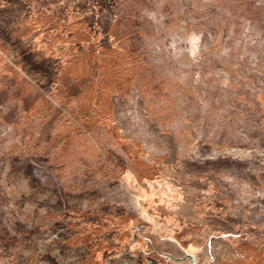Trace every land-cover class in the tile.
<instances>
[{"label":"rangeland","instance_id":"obj_1","mask_svg":"<svg viewBox=\"0 0 264 264\" xmlns=\"http://www.w3.org/2000/svg\"><path fill=\"white\" fill-rule=\"evenodd\" d=\"M121 5L131 10L126 15L117 11L119 18L125 16L124 33H129L123 43L135 54L127 50L123 60L140 57L143 61L139 62V76L132 80L128 101L132 109L124 106L133 116L122 124L123 136L141 142L143 132H134L130 126L152 121L154 135L145 137L143 149L166 156L165 163L173 165L172 175L188 181L218 178L214 191L218 201H206L204 192L194 204L216 215L217 223L247 229L254 241L247 250L251 259L245 255L244 260L217 264H264V0H118L115 4ZM111 17H107L109 23ZM32 19L28 21L36 22ZM120 21L114 22L116 28ZM77 32L69 18L54 29L55 37L51 30L35 37L36 50L16 47L19 57L31 58L27 67L34 65L37 73H57L44 84L61 96L60 101L25 75L24 63L15 68L5 56L8 46L0 42V153L10 147H26L43 167L35 172L43 185L53 182L72 195L115 199L112 204L117 209L111 212L116 214L120 207L143 213L128 190V179L118 174L94 133L91 143L81 142L78 135L82 114L77 110L90 108L93 88L96 91L99 86L102 94L107 93L97 81L99 76L93 80L96 72L83 60L65 63L71 54V33L76 36ZM17 34L13 32L11 37ZM42 57L56 60L44 68ZM68 79L71 85L65 82ZM114 82L117 91L120 83ZM101 101L98 108H109L102 107ZM115 116L122 118L118 113ZM117 149L124 151L123 147ZM90 202L82 201V205L88 207ZM95 202L97 209L107 212L99 206L107 201ZM12 212L24 227L39 224L31 212L17 208ZM26 245H15L18 253L9 260L0 259V264H30L47 250L45 246L25 250ZM220 246L223 242L218 237L208 239L188 254L196 264H205ZM84 248V253H90ZM172 251L171 258L159 264H193L180 249ZM132 255L124 250L110 255L111 263L105 260L104 264H125ZM57 261L77 263L63 258Z\"/></svg>","mask_w":264,"mask_h":264},{"label":"flooded vegetation","instance_id":"obj_2","mask_svg":"<svg viewBox=\"0 0 264 264\" xmlns=\"http://www.w3.org/2000/svg\"><path fill=\"white\" fill-rule=\"evenodd\" d=\"M44 1L46 0H0V35H2L0 42L6 44V46H8V50L23 46H28V48L31 46V49H35L36 44L34 43V38L40 36L42 33H46L49 30L53 32L52 34L55 37L56 34H54V29L58 28L63 15L71 10V27L75 24L78 27V32L76 33V36L71 33V54L70 58H66L65 63L73 64L74 62L83 60L89 69L96 72V76L93 75L94 81L95 77L99 76L97 81L100 82L101 86L103 85V87H105V91H111V93L112 91H115V85L118 84H115L114 81H118L120 84L117 91H115L114 97L116 103L122 102L126 87H128L129 83H132L133 85L132 80L139 76V62L143 63V61L140 60V57H133L135 60H132V58L123 60L124 54H126L127 50L128 52H131L127 46L125 47L123 43L124 40L122 39L123 37H129V33H124L125 29L123 28V20L125 16L119 18L117 11L122 10V12H124L123 14L126 15L129 13L130 9L124 8L122 5L120 7H116V3L109 4L107 7L103 5V8H96L95 3H93L92 0H62L63 3L61 6L59 5L54 7L47 6ZM66 1L68 2L66 3ZM54 15L58 16V18L56 16L55 18ZM76 15H78V17H82L81 24L74 21ZM109 15L112 16V21L110 23L107 21V17ZM32 17L36 20V22L28 21V19H31ZM38 17H41V20H39ZM120 19L121 21L118 22V28L115 27V24L111 27V23H113V21L116 22ZM24 20H26L25 23L23 22ZM114 30H117L116 33ZM13 32L18 33L15 38L11 37ZM22 34H26L27 37L23 35L24 37L21 38ZM65 36L68 37L69 34H65ZM131 53L134 54V52ZM114 54L117 55L120 61V70L113 71L108 69V61ZM9 59H11L15 64V68L20 67V64L24 63L27 71H24L25 75L31 79V76L41 78L40 85H42L44 89L48 87L44 84V81H47L48 77L57 76V73L51 75L48 70H39L37 73L34 65H32V67H27L31 58L28 55L19 57L17 50L16 54L10 56ZM55 60L56 58L49 60L47 57H42L40 62L42 64L46 63L43 66L45 68L47 65L52 64ZM16 61L20 63L19 66L16 64ZM34 64H36V62H34ZM143 66L145 65H142V67ZM125 70L126 72H123ZM102 77L103 80L101 81ZM124 77H126V80L123 79ZM31 82L33 83L32 80ZM65 82L71 85L69 79ZM100 88L101 87L98 86L99 90H96V93L93 91L92 97H94V99L97 97L96 106H98L97 104L100 100H103L101 101L102 105L109 103L110 106H113L111 93L102 94ZM56 96L61 98V96ZM92 103L93 101L89 103L90 107L93 105ZM122 109L124 108L122 107ZM94 115V123L92 124V131L94 135L88 133L80 123L77 122V125L81 129V132H85L83 134L84 136L91 140L93 135L98 140L105 156L109 158L112 163L116 164L115 169L121 177H128L130 179V173L135 172L138 174L139 178L143 175L144 178L151 182H162L164 184L163 193L165 194L161 193L158 197L159 200L151 198L150 201L145 204L128 183V190L142 207L143 213L126 209L128 214L140 216L148 222L160 241L175 245L176 248L180 249L182 254L184 253L187 255L190 253L192 247L199 248L203 241L218 237L223 242V246L215 249L212 253V255H214L221 249L224 252L232 247L235 249L237 242L241 241L246 235L254 237L247 229L240 227L237 228L236 225L230 224L227 225L231 228L229 232L218 231L211 234V236L207 238H204L201 234H195L194 238L196 239H194V243H190V246L185 249L180 241H177L170 236V232L171 230H175L176 227H179L182 229L181 231H183L184 225H186L185 222H190L192 220L195 221L200 218L206 220L208 217H214L215 220L216 218L217 220L219 219L214 214L205 213L202 210V206L199 204H194V201H201L198 197H200L204 192H206V195L208 196L206 201H218L217 198H215L216 195L214 194L218 178L204 176L188 181L184 178L179 179L177 176L172 175L174 172L173 165L165 163V158H167L166 156H156L154 152H149L148 150L143 149L142 145L144 143L142 142L145 137H149L150 139L151 136L154 135V129L152 128L153 124L151 123L152 121H149V123H134V125L130 126L131 130L134 132H143L144 139H142L141 142H134L123 136L121 131L123 127L122 124L124 123L123 117L121 120H117V116L108 118L103 114V116L98 115V119L97 114ZM125 121L129 122V118ZM125 125L128 126L127 124ZM117 146L123 147L124 151L117 149L120 148ZM3 155H5V153H0V172L3 173L5 177H7L10 173H18L20 175L21 186L26 193H29L26 201H77L80 203L79 205H81L82 210L86 209L85 204L82 205V201H116L112 198L104 199L101 197L83 194L66 198V196L69 195L66 189H59L53 182H50L49 186L43 185L37 180L35 172L39 173L43 171V167L40 162L33 158L32 155L28 153V157H26L22 163H18L17 166L13 165L11 160L2 158ZM9 179L11 180V178ZM13 184L15 183L13 182ZM136 185L139 186L141 183H136ZM139 188L140 190H144L140 186ZM33 195H35L36 198H33ZM190 195L193 197L188 198ZM191 199L194 200L190 201ZM7 200L11 201L10 195H8ZM184 210H186V212H184ZM24 211L31 212L33 217L37 219L38 222H42L45 218L43 210H40L37 215H34L31 210L26 209ZM153 216L155 218H152ZM155 220L164 222L162 228H159ZM191 229L193 232L200 230L194 226H192ZM187 241L188 240H185V242ZM168 250H174V248L171 246ZM168 254V252L157 251L154 248H151L145 253L148 257H156L159 260L156 264H159L160 260L165 261V259L171 258L169 256L170 254ZM185 259L188 261L190 260L187 257ZM147 262L148 264H155V262L151 259ZM217 263L218 262H216V260L212 262V264Z\"/></svg>","mask_w":264,"mask_h":264},{"label":"trees","instance_id":"obj_3","mask_svg":"<svg viewBox=\"0 0 264 264\" xmlns=\"http://www.w3.org/2000/svg\"><path fill=\"white\" fill-rule=\"evenodd\" d=\"M98 1L99 0H92L96 8H103V5L107 7L109 4H115L118 0ZM44 3L47 6L54 7L61 6L63 2L62 0H46ZM55 16L56 15H54V17ZM76 16L74 21L81 24L82 17ZM56 17L58 18V16ZM69 18H71V10L63 15L60 23H63L65 19ZM113 26L114 21L111 23V27ZM0 39H2V35H0ZM5 54L10 57L16 54V49L7 50ZM110 58L111 59L108 61V69L113 71L118 70L120 61L117 55L114 54ZM16 64L19 66L20 63L16 61ZM31 77L40 84L41 78ZM152 80L153 79H151V81ZM152 84L154 83H149V85ZM97 85L96 83L95 86ZM131 85L132 83H129L128 87H126L122 102L116 103L115 97H112L113 106H110L109 103L104 104L109 108H98V106H96L97 97L95 99L94 97L90 98L91 101H93V105L88 110H77V112L82 114L78 123H80L88 133L93 134L92 124L94 123V114H97V118L99 119V116H103V114L108 118H113L116 113H118L123 117L124 122H126L125 120H127V118L133 116L129 111V108L132 109V104L128 102L132 91L131 87L133 86ZM45 90L54 99L61 100L60 97H57L50 91L49 87L45 88ZM96 90H99L98 87ZM93 91L94 88L92 89V93ZM96 92L97 91H95V93ZM104 93L110 94L111 91H105ZM126 105L129 108H125L124 106ZM122 107L124 109H122ZM73 127H75L74 124ZM77 131L78 135L82 137L81 142L86 141V143H91L88 137L82 135L81 131ZM25 148L26 147H21V149H17L16 146L5 149V155H3L2 158L11 160L12 164L17 166L18 163H22L24 159L28 157V152ZM113 166L116 167V164L113 163ZM19 176L18 173H10L5 177L3 173L0 172V215H2L0 218V245L2 246L0 249V259H12L14 254L18 253L15 245L19 246L21 242H26L27 245L24 247L25 250L36 249L42 246L47 248L43 255H38L30 264H39L41 261H45V264H59L57 260L61 258H63L65 262L71 261V263H73L76 261V264H104L105 260H109L110 255H117L124 250L132 251L133 253L128 263L125 264H148L147 261L150 259L156 264L159 261L156 257H148L145 255L151 248L157 251L168 252L169 254H173L172 250H168L171 246L174 250L177 249L175 245L160 241L150 224L140 216L128 214V211L121 207L117 214L111 212V209H117L114 204H112V201L101 202L99 204V206L106 208L107 212H102V210L97 209V202L95 201H91L85 210H82L81 205H79L80 203L77 201H26L29 193H26L22 188ZM130 177V179L127 177L128 183L145 204L150 201L151 198L159 200V195L164 192V184L161 182H151L144 178L143 175L139 178L138 174L135 172L130 173ZM9 178H11V180ZM13 182L15 184H13ZM136 183H141L139 186L144 190H140ZM2 191H4V193H1ZM7 194L11 196V201L7 200ZM71 196L73 197L75 195L69 194L66 198H71ZM32 197L36 198L35 195ZM13 208L31 210L34 215H37L40 210H43L45 218L42 222H39L38 225L27 228L24 227L18 220V217L13 214ZM152 218L155 217L153 216ZM155 222L159 228H162L164 225L162 221L155 220ZM185 224L183 231H181L182 229L179 227H176L175 230H171L170 232V236L180 241L185 249L190 246V243H194V239H196L194 238L195 234H201V236L207 238L215 232H229L231 229L229 226H226L225 223H217L214 217H208L206 220L200 218L195 221L185 222ZM192 226L200 230L193 232L191 229ZM6 240H10L11 242L14 241V243H7L5 242ZM185 240L188 241L185 242ZM251 241H254V238L246 235L241 241L237 242L235 249L232 247L226 250V252L221 249L220 251L218 250L216 254L211 255L207 264H212L214 260L220 257L222 258L218 263L222 260H244L243 256L245 255L247 256L245 259H251V255H248L247 251ZM84 247H87L90 253H84V249H86ZM22 249L23 247H20V251ZM74 254L78 255L75 256V259H73ZM107 263H111V260L107 261Z\"/></svg>","mask_w":264,"mask_h":264},{"label":"water","instance_id":"obj_4","mask_svg":"<svg viewBox=\"0 0 264 264\" xmlns=\"http://www.w3.org/2000/svg\"><path fill=\"white\" fill-rule=\"evenodd\" d=\"M186 257L189 258L193 262V264H196L192 256H190L189 254H187Z\"/></svg>","mask_w":264,"mask_h":264},{"label":"crops","instance_id":"obj_5","mask_svg":"<svg viewBox=\"0 0 264 264\" xmlns=\"http://www.w3.org/2000/svg\"><path fill=\"white\" fill-rule=\"evenodd\" d=\"M189 249H190V248H189ZM190 251H191V250H190ZM209 258H210V257H209ZM209 258H208V259H209ZM208 259H206L205 264H207Z\"/></svg>","mask_w":264,"mask_h":264}]
</instances>
